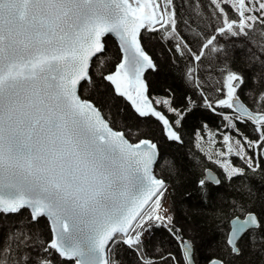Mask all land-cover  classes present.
<instances>
[{"label":"snow or ice","instance_id":"6c2138e0","mask_svg":"<svg viewBox=\"0 0 264 264\" xmlns=\"http://www.w3.org/2000/svg\"><path fill=\"white\" fill-rule=\"evenodd\" d=\"M208 224L264 264V0H0V264H198Z\"/></svg>","mask_w":264,"mask_h":264},{"label":"trees","instance_id":"16d2710c","mask_svg":"<svg viewBox=\"0 0 264 264\" xmlns=\"http://www.w3.org/2000/svg\"><path fill=\"white\" fill-rule=\"evenodd\" d=\"M148 51L150 52V54H152L154 56V58L159 59V57H160V46L158 44H156V46L154 48L149 47ZM165 77L167 78L168 83L173 84V86L175 88H177V91L179 93V91L181 90L180 85H179V81L174 80L173 76L170 74L169 70L166 67L163 69L162 74H161V78H165ZM154 94H158V93H154ZM208 123L211 127L214 128L219 123V121H218V118H215L211 114H208ZM143 135L149 136L150 138H152L156 141L161 140L160 128L158 127L157 123L154 121L148 125L147 131H144ZM185 139H186L185 149L192 148L193 151H197L194 144L190 145L187 143V140H188L187 136ZM193 139H194V137H193ZM162 147L169 153V156H171V154L175 152L174 147L168 148L166 145H163ZM168 164H169V161H167V160L159 163L157 165L158 173L162 174V176L163 175L167 176ZM173 200L179 202V194H177L176 196H170L169 202L171 203ZM200 219H201V217L194 215L193 219H192V223H198ZM178 220L180 221L181 224L187 223V221H185L183 216L179 215V212H178ZM213 223H215V222H213ZM211 227H212V225L208 224V225H205L199 231V235H200L203 243L200 246V251H199L198 256H197L198 264H206V261L211 256H213L215 254L216 245H215L214 241L216 239V235L209 232V229Z\"/></svg>","mask_w":264,"mask_h":264},{"label":"rangeland","instance_id":"374dc122","mask_svg":"<svg viewBox=\"0 0 264 264\" xmlns=\"http://www.w3.org/2000/svg\"><path fill=\"white\" fill-rule=\"evenodd\" d=\"M157 107H159V106H157ZM162 111H163V109H161ZM205 139H207V136H205ZM218 146V145H217ZM157 172H158V170H157ZM159 174V173H158ZM159 175H162V174H159ZM164 176V175H163ZM170 202H169V199L168 200H165V205H167V204H169Z\"/></svg>","mask_w":264,"mask_h":264}]
</instances>
